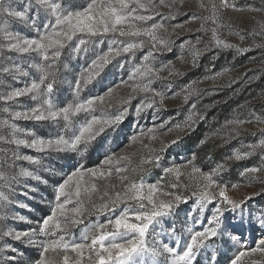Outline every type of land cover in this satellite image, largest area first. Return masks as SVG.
Segmentation results:
<instances>
[{"label": "snow or ice", "instance_id": "snow-or-ice-1", "mask_svg": "<svg viewBox=\"0 0 264 264\" xmlns=\"http://www.w3.org/2000/svg\"><path fill=\"white\" fill-rule=\"evenodd\" d=\"M17 3L19 10L13 6ZM198 9L208 14L186 8V0H0V264H220L221 258L225 264H244L254 256L264 264V104L248 113L250 119L228 120L217 132L227 130V143L254 123L257 130L250 134L258 139L206 171L195 153L164 166L163 154L179 140L152 146L166 121L147 129L137 124L123 149L114 138L131 112L142 118L153 110L155 121L165 108L172 77L184 73L171 60L161 62L164 54L178 48L176 60L185 63L188 55L193 67L208 55L214 69L224 50L237 55L264 50V0H247L243 6L238 0H198ZM226 11L248 14L250 29L226 22ZM179 17L185 19L174 23ZM16 21L34 35L11 30ZM193 22L199 23L195 30L189 27ZM225 30L251 44L230 42L222 35ZM14 54L30 62H17ZM165 70L168 75L162 76ZM230 71L206 69L211 74L204 79L215 81ZM250 71L264 75V69ZM117 75L118 82L109 80ZM261 75L245 73L232 82L244 85ZM22 78L26 82L20 87L8 82ZM196 83L181 89L185 103L203 94L193 87ZM122 87L128 91L117 99ZM22 98L31 106L13 110ZM196 107L193 103L184 128L178 124L176 129H191L205 119ZM19 120L48 123L57 131L37 137L20 128ZM105 142H110L106 149ZM136 143L147 151L133 165L124 149ZM21 147L65 163L57 172L39 157L21 155ZM102 149L99 162L87 166L91 153ZM253 156L258 164L239 170L238 182L225 179L231 162ZM20 161L32 169L19 167ZM152 170H160V176L148 182ZM29 180L51 181L52 188L48 213L34 222L9 213L13 205L32 211L15 199L35 191ZM182 204H190L183 218ZM10 218L31 226L10 227ZM257 232L259 238L253 239Z\"/></svg>", "mask_w": 264, "mask_h": 264}, {"label": "rangeland", "instance_id": "rangeland-1", "mask_svg": "<svg viewBox=\"0 0 264 264\" xmlns=\"http://www.w3.org/2000/svg\"><path fill=\"white\" fill-rule=\"evenodd\" d=\"M73 3L79 4L83 0H72ZM207 3V0H205ZM247 3V0H238V5L243 6ZM18 10L22 8L21 4H14ZM186 8L193 11H198V0H186ZM201 11V14H208L207 12ZM184 17H179L174 23H182ZM224 19L226 22L231 23L239 28H249L251 27V22L248 19V14L246 13H235L231 11H226L224 13ZM193 30L199 27L198 22H193L189 25ZM11 30L20 31L24 35H34V33L23 28L19 21L11 22ZM171 31V28H169ZM223 36L232 42L239 44L241 47H247L251 44V40L246 39L240 41L239 37L236 35H230L225 30L222 33ZM175 37H173L174 39ZM189 38L187 35L182 36V39ZM195 39V35L191 37ZM257 39V43H259ZM180 54L179 49L175 48L173 52L166 53L163 56L159 57L160 61L166 63L171 60L175 64V68L180 72L184 73L179 77H172V86L167 91V98L165 100V108L159 110L158 118L154 121L152 119L153 110H148L146 115H143L142 118H137L134 112L126 118L120 128L117 130L119 135H115V141L119 144L120 148L123 149L124 145L128 143L127 136H130L133 132L137 131V124L142 128L152 127L153 124H160L162 122H167V125L163 129H159L155 134L157 140L152 146L159 148L161 141L169 142L175 140L179 136V140L174 145H171L164 155V166H168L171 162L175 161L181 163L189 158L192 154H196V163L198 166L203 168L205 171L211 167H214L217 163H224L225 158L232 154L233 150H244V146L249 143H254L258 137H253L250 133L257 130L256 125L246 124L244 128L248 131L244 132L240 138H229L228 142L225 143V138L227 135V130H222L217 134L218 130L221 129V126L225 124L228 120L233 119H250L248 113L253 110L255 107L259 110V106L264 104V75H261L259 72L250 71L256 69H264V50L257 48H252L250 51L244 54H235L232 51L224 50L218 59L214 62L215 67L213 69L212 64L209 63L211 59L210 56L205 55L200 58L199 64L196 67L191 65L190 56H185V63H181L176 60V57ZM139 55V54H138ZM13 59L22 64H27L28 61L25 57L18 55H13ZM83 61H81V64ZM159 66V65H157ZM224 67H229L231 71L221 77L213 80L204 79L205 76L210 75L211 73L206 72V69H212L213 71H220ZM76 70H79V66L76 67ZM248 75H261L260 79L252 81L251 83H245L242 85L239 81L233 83L232 81L237 77L243 79L244 74ZM162 76H167L168 71L165 70L161 73ZM123 78L126 79V73L122 74ZM121 78V75L116 77H109V80L115 79L117 82ZM197 82L193 87L199 88L202 90L203 94L199 97H192L189 99L188 103L184 102L183 96L184 93L181 92V89L185 85L190 84V82ZM9 84L15 87L23 86L26 82L23 78L20 82H15L12 80L8 81ZM158 89L162 88V85L157 84ZM239 89V91H237ZM206 90V91H204ZM96 90H94L95 92ZM128 89L122 87L118 90L117 99L120 96L126 95ZM176 93V95H173ZM235 93V94H234ZM137 101H133V104ZM196 104V111L205 115V119L198 120L191 129H184V123L188 117L190 111H192V104ZM31 106V102L28 98H22L20 102L16 103L13 106V110H23ZM2 107V105H0ZM18 126L25 130H30L35 133L37 137H48L54 135L57 129L48 124V123H38L35 121H26L19 120L16 121ZM181 125V129H176L175 125ZM172 128V131L169 132L167 129ZM205 143L201 144V141ZM110 142H105V149L108 147ZM145 143H148L145 140ZM127 153L132 155L133 165L137 162L139 155L145 153L147 149L143 148L140 143H136L134 146L124 149ZM100 151H94L91 153L88 161L86 162L87 166L91 167L93 164L98 163L99 159L102 158ZM21 155H32L39 157L43 160L45 165H50L55 168L57 172H60L59 165L64 164L65 161L60 159L59 156H51L48 158L46 153H39L33 149H27L21 147L19 150ZM258 157L253 156L250 159L231 162L230 171L225 179H230L234 183L238 182L237 173L243 167L255 166L258 164ZM19 167H28L30 170L33 166H30L27 161L18 162ZM43 174V173H42ZM47 178V174H43ZM160 176V170H152L151 174L148 175V182H154ZM58 178V177H57ZM242 184H246L247 181H240ZM29 188L35 189L34 192H29V196L25 197L23 195L15 197V199L21 204H28L32 211H29L27 208H22L19 206H10V216L23 215L31 221H36L40 217L46 215L49 211L48 202L51 200V181L49 185L41 184L37 181L29 180L27 183ZM258 188L259 185H256ZM250 189L241 188V191H249ZM20 191V189H18ZM259 199L253 200V205L255 206ZM181 218L184 217L185 212L190 207L189 205H181ZM102 219V218H101ZM92 222H95V218H92ZM10 227L16 229H26L31 225L12 220L11 218L7 221ZM190 225H185L188 227ZM164 227H167L165 224ZM177 227H182L179 223ZM159 230V229H158ZM79 230L76 231V235L79 236ZM187 235V233H185ZM259 233L257 232L253 239H258ZM251 243V239L249 240ZM254 246V245H253ZM228 255H232L230 251ZM249 260L260 264L261 258L259 256H254L251 258H245L244 264H249ZM220 264H225L223 258H221Z\"/></svg>", "mask_w": 264, "mask_h": 264}]
</instances>
